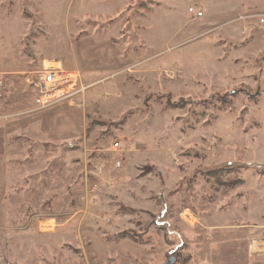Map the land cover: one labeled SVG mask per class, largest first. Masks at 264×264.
I'll return each instance as SVG.
<instances>
[{"label":"rangeland","instance_id":"obj_1","mask_svg":"<svg viewBox=\"0 0 264 264\" xmlns=\"http://www.w3.org/2000/svg\"><path fill=\"white\" fill-rule=\"evenodd\" d=\"M249 15L264 0H0L17 264L264 252V24ZM44 61L85 93L39 107L26 78Z\"/></svg>","mask_w":264,"mask_h":264},{"label":"built area","instance_id":"obj_2","mask_svg":"<svg viewBox=\"0 0 264 264\" xmlns=\"http://www.w3.org/2000/svg\"><path fill=\"white\" fill-rule=\"evenodd\" d=\"M189 14L196 18L203 17V13L197 8H191ZM241 19H258L261 24H264V15H249ZM2 84L3 77L0 76V98L3 96ZM26 84L35 95L38 106L42 109L65 100L72 103L77 96L85 93L78 73L67 71L60 61H44L38 71L28 75ZM118 146L119 144L115 143L114 148Z\"/></svg>","mask_w":264,"mask_h":264},{"label":"crops","instance_id":"obj_3","mask_svg":"<svg viewBox=\"0 0 264 264\" xmlns=\"http://www.w3.org/2000/svg\"><path fill=\"white\" fill-rule=\"evenodd\" d=\"M202 18L204 17H201V19ZM254 20L255 19H253L252 21ZM262 65L263 69L258 74L260 80L264 82V61ZM9 196V158L7 154L0 152V264H17V259H15L16 257L14 254L16 253L14 247L23 244L25 239L23 234H21L20 232L17 233L16 230L18 229L12 228ZM39 224L40 222L38 223L40 232L41 230ZM260 248L261 247L258 243L254 245V251H252L251 253V264H264V252H255L256 250H260Z\"/></svg>","mask_w":264,"mask_h":264},{"label":"water","instance_id":"obj_4","mask_svg":"<svg viewBox=\"0 0 264 264\" xmlns=\"http://www.w3.org/2000/svg\"><path fill=\"white\" fill-rule=\"evenodd\" d=\"M176 263V259L172 258L169 260V262L167 264H175Z\"/></svg>","mask_w":264,"mask_h":264},{"label":"bare ground","instance_id":"obj_5","mask_svg":"<svg viewBox=\"0 0 264 264\" xmlns=\"http://www.w3.org/2000/svg\"><path fill=\"white\" fill-rule=\"evenodd\" d=\"M44 226V225H43ZM43 228V227H42ZM46 229V228H45Z\"/></svg>","mask_w":264,"mask_h":264}]
</instances>
